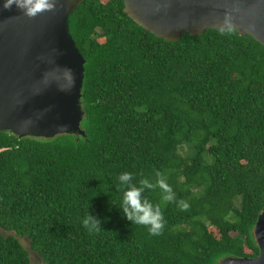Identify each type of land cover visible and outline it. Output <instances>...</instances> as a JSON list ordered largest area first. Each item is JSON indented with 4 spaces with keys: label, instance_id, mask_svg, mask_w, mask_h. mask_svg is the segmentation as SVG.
<instances>
[{
    "label": "trees",
    "instance_id": "obj_1",
    "mask_svg": "<svg viewBox=\"0 0 264 264\" xmlns=\"http://www.w3.org/2000/svg\"><path fill=\"white\" fill-rule=\"evenodd\" d=\"M124 9L122 0H86L70 16L87 61L85 135L0 132V264H31V252L44 264H221L260 254L264 46L234 29L171 43ZM125 172L136 187L157 185L143 196L163 214L161 235L121 213ZM90 214L99 230L84 227Z\"/></svg>",
    "mask_w": 264,
    "mask_h": 264
},
{
    "label": "water",
    "instance_id": "obj_2",
    "mask_svg": "<svg viewBox=\"0 0 264 264\" xmlns=\"http://www.w3.org/2000/svg\"><path fill=\"white\" fill-rule=\"evenodd\" d=\"M86 0H51L35 17L0 0V132L20 139L85 135L82 90L87 61L70 32V16ZM140 27L171 43L208 30L234 29L264 46V0H122ZM256 258L221 264H264V210L255 227Z\"/></svg>",
    "mask_w": 264,
    "mask_h": 264
},
{
    "label": "clouds",
    "instance_id": "obj_3",
    "mask_svg": "<svg viewBox=\"0 0 264 264\" xmlns=\"http://www.w3.org/2000/svg\"><path fill=\"white\" fill-rule=\"evenodd\" d=\"M13 6L29 17H35L43 11L51 10L53 7L51 0H5L3 4L6 9H11ZM132 180L133 176L129 172L122 173L119 176L122 187L121 213L132 224L147 226L151 235H161L165 226L163 214L158 205L154 206L143 196L145 189H152L157 185L150 183L148 180H143L141 181L142 186L136 187ZM157 184L165 193H168L163 199L171 201L173 199L171 187L163 178L159 179ZM184 207H187V205H184ZM83 225L89 231H95L101 228V221L90 214L83 220Z\"/></svg>",
    "mask_w": 264,
    "mask_h": 264
},
{
    "label": "rangeland",
    "instance_id": "obj_4",
    "mask_svg": "<svg viewBox=\"0 0 264 264\" xmlns=\"http://www.w3.org/2000/svg\"><path fill=\"white\" fill-rule=\"evenodd\" d=\"M184 150L187 151L188 148L185 147ZM22 241L24 245L26 246V248L30 249L29 241L27 239H23ZM31 260H32L31 264H44L43 260L40 258V256L36 252H31Z\"/></svg>",
    "mask_w": 264,
    "mask_h": 264
}]
</instances>
